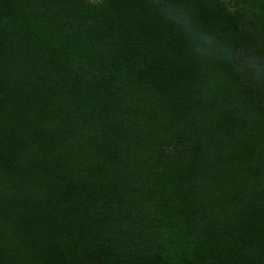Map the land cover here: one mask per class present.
Segmentation results:
<instances>
[{"label":"trees","instance_id":"1","mask_svg":"<svg viewBox=\"0 0 264 264\" xmlns=\"http://www.w3.org/2000/svg\"><path fill=\"white\" fill-rule=\"evenodd\" d=\"M0 264H264V0H0Z\"/></svg>","mask_w":264,"mask_h":264},{"label":"clouds","instance_id":"2","mask_svg":"<svg viewBox=\"0 0 264 264\" xmlns=\"http://www.w3.org/2000/svg\"><path fill=\"white\" fill-rule=\"evenodd\" d=\"M161 15L170 23L177 26L187 37L191 51L201 56L215 55L222 60H230L231 48L217 40L215 34L199 28L192 20L191 14L175 5L160 8Z\"/></svg>","mask_w":264,"mask_h":264}]
</instances>
